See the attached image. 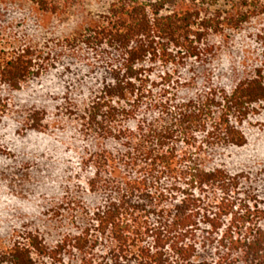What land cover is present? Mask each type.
<instances>
[{"label": "trees", "instance_id": "16d2710c", "mask_svg": "<svg viewBox=\"0 0 264 264\" xmlns=\"http://www.w3.org/2000/svg\"><path fill=\"white\" fill-rule=\"evenodd\" d=\"M30 1L42 18L60 8ZM217 1L114 0L91 35L71 41L100 63L83 127L112 143L96 152V190L107 193L96 209V264H264V203L240 201L241 177L208 163L214 149L247 145L241 127L264 102V72L226 90L210 72L198 84L187 68L208 64L217 53L209 37L240 30L264 13V0H228L212 12ZM34 67L28 54L0 58L14 90ZM69 245L18 242L1 264H62Z\"/></svg>", "mask_w": 264, "mask_h": 264}, {"label": "rangeland", "instance_id": "374dc122", "mask_svg": "<svg viewBox=\"0 0 264 264\" xmlns=\"http://www.w3.org/2000/svg\"><path fill=\"white\" fill-rule=\"evenodd\" d=\"M58 1L57 14L42 18L30 0H0V58L28 54L35 66L14 80L19 90L0 76V264L18 242L37 237L51 249L70 244L62 264H96V209L107 199L96 190V152L112 143L83 127L100 63L93 49L71 41L91 35L114 0ZM227 2L218 0L211 11ZM226 36L209 37L217 53L208 64L188 62L198 84L210 72L215 86L230 90L245 73L264 72V13ZM241 131L246 146L214 149L208 163L241 177L247 194L240 201L264 203V102Z\"/></svg>", "mask_w": 264, "mask_h": 264}]
</instances>
